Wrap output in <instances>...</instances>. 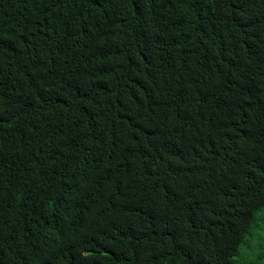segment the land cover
Masks as SVG:
<instances>
[{
    "label": "trees",
    "instance_id": "1",
    "mask_svg": "<svg viewBox=\"0 0 264 264\" xmlns=\"http://www.w3.org/2000/svg\"><path fill=\"white\" fill-rule=\"evenodd\" d=\"M264 209V0H0V264H239Z\"/></svg>",
    "mask_w": 264,
    "mask_h": 264
},
{
    "label": "rangeland",
    "instance_id": "2",
    "mask_svg": "<svg viewBox=\"0 0 264 264\" xmlns=\"http://www.w3.org/2000/svg\"><path fill=\"white\" fill-rule=\"evenodd\" d=\"M258 225L247 234L236 256L239 264H264V209Z\"/></svg>",
    "mask_w": 264,
    "mask_h": 264
}]
</instances>
